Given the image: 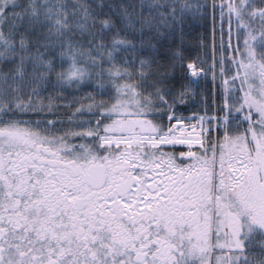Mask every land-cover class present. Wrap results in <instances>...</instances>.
I'll return each mask as SVG.
<instances>
[{"label":"snow or ice","instance_id":"6c2138e0","mask_svg":"<svg viewBox=\"0 0 264 264\" xmlns=\"http://www.w3.org/2000/svg\"><path fill=\"white\" fill-rule=\"evenodd\" d=\"M0 264H264V0H0Z\"/></svg>","mask_w":264,"mask_h":264},{"label":"trees","instance_id":"16d2710c","mask_svg":"<svg viewBox=\"0 0 264 264\" xmlns=\"http://www.w3.org/2000/svg\"><path fill=\"white\" fill-rule=\"evenodd\" d=\"M209 26V19L202 20L199 22H192L191 28L188 30L187 35L185 36V43L190 46L191 55L195 58L197 55L200 56L203 48H197L198 42L203 40V33L207 31ZM200 103H198V107Z\"/></svg>","mask_w":264,"mask_h":264},{"label":"flooded vegetation","instance_id":"af4514ba","mask_svg":"<svg viewBox=\"0 0 264 264\" xmlns=\"http://www.w3.org/2000/svg\"><path fill=\"white\" fill-rule=\"evenodd\" d=\"M203 83H207V82H203ZM209 91H215L214 88L211 87V85L209 84L207 87H203V94L202 97L206 98L208 96ZM208 105L207 104H200V107L194 106L192 110L185 112L186 116H193V113L195 112L196 115H204V116H213L215 115L214 111H205L204 109H207ZM195 119L192 120V123H195ZM195 150V147L194 149Z\"/></svg>","mask_w":264,"mask_h":264},{"label":"rangeland","instance_id":"374dc122","mask_svg":"<svg viewBox=\"0 0 264 264\" xmlns=\"http://www.w3.org/2000/svg\"><path fill=\"white\" fill-rule=\"evenodd\" d=\"M214 27H216V28L219 27V20H218V19L216 20V22H215V24H214ZM210 53H211V49H210ZM209 62H211V61H209Z\"/></svg>","mask_w":264,"mask_h":264}]
</instances>
